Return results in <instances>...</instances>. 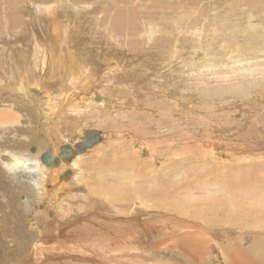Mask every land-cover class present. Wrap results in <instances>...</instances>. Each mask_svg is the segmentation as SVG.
Wrapping results in <instances>:
<instances>
[{
  "label": "rangeland",
  "instance_id": "1",
  "mask_svg": "<svg viewBox=\"0 0 264 264\" xmlns=\"http://www.w3.org/2000/svg\"><path fill=\"white\" fill-rule=\"evenodd\" d=\"M54 1L55 3H64L63 6L60 5L58 7L62 9L59 10L55 6H51V4H53V0H46L45 2L24 0V6L22 7V10L27 14L25 15L26 18L28 16L29 18L32 16L31 18L36 21L38 17L31 14V11H29L28 13L31 3L39 4L41 6H51L54 12L51 10L53 13L50 11L48 13L49 16L55 18L56 20L59 19L62 22L63 26L65 27L67 36L68 34H70L71 36L77 37L73 39V42H71V44L69 43L66 47H75L74 49L77 53L78 63H84V66L90 68V76L81 85L85 86V84H88V87L90 88L96 87L98 85V87H96V91H98V94H96V91H88L90 96L89 99H92L94 103L95 99L97 100V98L100 102V96L103 94L108 98L112 97V92L103 91L104 89H106V87H113L110 82L112 81V77L111 79L110 77H108L109 79H107V77L104 78V81L102 80L104 83H100L98 81V79H100L99 74L105 75L107 74L108 70L111 71L108 72V75L113 76L114 74L120 72L123 77L128 78L127 74H129V76L135 78L136 83H141V85H137L136 87L141 93V96L148 97V99L144 102L145 108L141 110L140 108L134 106V100L137 99V97L139 98V100L142 99L144 101L142 97L137 96L136 91L132 92V95L127 96L128 92L131 91L129 87H125V91H121L122 88H120V86L114 89L113 92L119 96V98L117 99L118 106L111 107L110 114H101L104 116L107 115L108 117L106 121L99 122L101 125H98L97 122H92L88 125L93 126V124H95L93 128H87L84 130V132L90 130L99 132L101 134L102 141L96 144L94 148L82 154L83 157L80 158L81 160H77V162L79 161L77 164V180L79 187H71L72 191L73 188L74 191H79L78 188H81L79 181L83 178L84 175L87 178V182L89 183L94 181L95 179L93 180V178L95 177H100L103 181H107L108 183L117 178V182L121 183V180H125L128 182L129 188H134L138 183L137 181L140 182V180L132 174V161L129 159L128 161L125 159V157H123V152L125 150L130 154H133V152H138V160H143L142 164H144L145 167L140 168V170H142V173L137 175L138 177L152 172L153 168L155 169V172H162L161 170H164L166 167H171V165H173L171 171L172 175H170V178L160 181V179H162V174H159L158 178L160 179L157 183H163L167 186L173 184L176 189L184 188L188 193H190L193 200H199L197 193L202 192L204 194V192L202 190L196 191L195 187L197 186V183H199L198 181L202 179V176L204 172H206L207 168L205 167L206 161L203 162L201 159L190 158L192 156H198L199 158L200 156L198 154H192L193 148H201L202 146L201 143H197V139H200L203 142L209 141L213 145H217L218 150H216V152L210 157H206V160L208 162V165H216L217 167L222 166V168L224 169L222 177H227L228 180H232L230 171L238 168L240 170H243L242 173L246 172L248 174L252 171L254 165H262L259 167L260 169L257 171V175L264 176V75L260 78L256 75L247 79H243L242 75L237 76L239 75L238 72H245L246 74H250L256 70H262L264 72V42H261V44H257L258 38L264 39V33L260 32V30L258 29L260 28L264 30V16H260L261 18L258 19L255 15V9L258 6L257 3L262 2V0H160L159 4L155 3L156 5H154L150 0L149 2L144 3H142L141 1L137 3L138 1L136 0H77V2L76 0ZM8 2L9 0H4V2L0 4V9L4 11L5 7L8 6ZM131 5H133V7L137 6L143 9V15H145L147 19H140L139 10L138 16L136 18L139 21V24L137 26L124 28L112 27L113 24L108 19L114 15L115 10L118 9L116 7H130ZM85 7H90L91 10L89 8L88 9L90 11L84 9L83 15H80V13L77 14L80 17L75 15L73 16L72 11L77 12V8L81 10ZM74 22H76V24ZM82 23L86 25L88 29L83 28L84 25ZM254 23L257 25H254ZM44 24L45 23L43 21L37 23V28H43ZM32 29L34 30V33L31 31V34L33 36L34 34L37 35L35 31V25H32ZM82 31L85 32V35L82 33ZM129 31H132V34H130ZM26 33H28L27 39H29L31 37L29 35V28L26 30ZM78 37H81L80 39L82 41H79ZM27 39L26 42L25 39H23V41H20L14 46L17 51L18 48H20L19 54L22 55L23 59L25 57L26 59L28 58L27 53L24 52L26 45L28 44ZM41 39L43 38H40V40ZM38 40L39 39H37V41ZM41 41L43 42L46 40ZM159 42L165 44V46L169 49L163 54V56L169 53L177 56L175 58L177 65L172 70L165 71L170 78L174 76L177 77V79L173 83L170 82V78H167V81L166 77L163 74L156 76H152L150 74L152 71H157L166 63H159L157 60H154L156 59L154 55L159 46ZM246 45H250L251 47L253 45L257 46L258 50L255 49V47L253 49L257 50V52L254 54L253 51L249 52V54L253 53L252 56L260 57L261 59L252 63V60H250L248 56V58L242 57L244 58L243 63L238 62V55H235L236 50H242L243 53L247 54V52L244 50ZM22 46L24 48H22ZM47 46H49V43L47 44ZM90 46H96L97 48H92L91 51ZM103 47L105 48V50H108V52L111 53L110 56H107V60H105V55L101 52ZM116 47L119 48V50ZM166 47H164L165 50H167ZM2 49H4V46L0 44V52L4 51ZM129 49H131V52H129ZM122 50L127 52L129 55L122 53ZM54 51V47L51 46L50 52ZM16 53L18 54V52ZM132 53L134 55L137 53L147 54L150 58V61H142L143 57L142 55H140L136 57L138 59V66L136 68L135 65L130 66L132 60L134 61L136 59L132 57ZM112 54H114V57ZM234 55L235 58L233 57ZM15 56L16 59H19L18 55L15 54ZM106 61H109L110 63L114 61L112 66H109L110 64L107 63L109 66L106 69L107 71L103 68L106 67V65H103L106 63ZM117 67L119 68L116 69ZM97 71H100L101 73ZM113 71L116 72L112 73ZM186 75H189L196 84L199 83L200 86L205 87V90H196L191 86L188 87V90L183 92H178L177 90H175L174 84L182 81V79L184 80V78H186ZM91 77H93V79L89 82ZM147 78H149V80H153V82L148 83L146 81ZM207 78H210L208 82ZM217 79L220 81H217ZM212 80L217 82H212ZM160 81L164 82L163 85L160 84L161 86L159 85ZM224 81H227V83ZM128 82H132V80H128ZM38 86L39 85L34 87L33 85H30L28 91H30L31 93L36 92V94L34 95L36 98L38 97L39 100L40 98L45 99L47 97V94H45L46 92H44L41 86ZM155 91L159 93H156ZM70 92L73 91H69V94L65 96V102L67 100L69 103L71 100L75 99V96L73 97ZM169 95H171L172 97L167 98V96ZM149 97L151 101L164 99L163 106L166 108L165 112H163L165 115L164 118H160L161 113H159L157 116L154 110L150 109L151 101H149ZM166 98L170 102L165 101ZM89 99L85 100L84 102H88ZM175 103H179L182 107L175 109ZM136 108L137 110L139 109L140 112H136ZM65 110L69 111V107H66L62 111L64 112ZM105 110L106 108L104 107L103 111ZM46 112L47 108L43 110L44 114H46ZM141 112L147 115L148 118L135 119L133 117L135 114L141 115ZM128 113L131 114V116ZM169 117L174 121L180 122V124L178 125L180 128L179 133L182 135H180L179 139V133L176 135H172V139L170 140L168 139V137H166L171 131V123L172 125L174 124V122H171ZM251 118L254 119V122L256 124L255 128L259 132V136L263 137V140L262 137L261 139H259L258 136H254L250 140H247V138L245 137H240L242 136V133H246L245 128H247L248 126L254 127V124L250 121ZM256 118L259 119L257 120ZM94 127H97L98 129ZM158 131L164 133L161 134ZM75 132L77 133V131ZM152 132H156V135L158 136L157 138H160L162 143L154 146L152 145V148H155L154 153L151 150L152 154L154 155L151 156V158L148 154L146 156L144 152H142V147L139 146L137 137L140 140L142 139L145 141L147 139L148 141L154 143L155 141L153 140L154 138L151 134ZM193 134L198 135L191 140L190 136H192ZM43 139L40 140L39 144H42V146H46ZM183 139H190L191 141H187L189 143L183 141V143L177 144L176 147L172 148L174 153H166L165 149H167V147H165V145L168 144L169 141H179ZM246 140L250 143L253 142L251 146L252 148L250 147L251 149H242L240 157L243 156V159H241L237 163L231 162L230 158L225 155L226 152L224 151V146L222 147V144L230 143L234 146V148L240 149L242 147L245 148V143H247L245 142ZM68 141L63 140L65 144ZM22 143L26 144L24 140L22 141ZM48 144L50 145L51 142H48ZM50 146L52 147L53 144H51ZM4 147H6L4 144L0 145V155L5 153L1 151V149H3ZM33 147H35L34 144L24 149H26V152L31 155L29 153V149L31 150V148ZM95 148L98 149L94 151ZM179 148L185 150V156L181 155ZM15 149L18 148L15 147L14 150ZM186 149H189L190 153L187 152ZM43 150L46 149L44 148ZM90 151L92 152L87 160H91H89L88 166L93 165V168L89 170L90 172L86 171L83 175L81 172V167L83 166L82 162L84 158L86 159ZM245 151L248 153H245ZM44 152L45 151L40 152L39 156H41ZM233 152L234 151H230L227 154L235 160L237 156L236 154L239 152V150L236 154H233ZM249 153L252 156H250ZM254 154H257L258 156H255ZM91 155H93L94 157H92ZM175 156H177L178 158ZM254 156L257 157L254 160L250 161L247 159L248 157L252 158ZM100 157H107L104 164L101 162L97 163V159ZM174 157L176 158L175 160L178 161H175ZM166 158H168L167 160H171V162L169 161V165L165 168H162L165 165V163L162 164L163 160ZM121 159H123V162L120 164ZM211 159L213 160L211 161ZM100 166H102L103 168H100ZM176 168L180 170L177 172V174H175V172L177 171ZM153 172L152 174H155ZM21 175L24 178L20 179L19 186L23 182H29L28 186L24 190L22 189L24 192L20 191L19 193L18 191L16 194H14L11 190L17 188V186L9 178V175L5 173V169L2 168V166L0 168V226H4L6 231V234L2 235L0 232V251L2 255L5 256L7 253L14 254L15 252H22L20 255H18L19 258L17 259L23 261V263H27L28 260L27 264H97L96 260L99 259L100 256H103L101 247L99 251L97 248H94L92 245H90L91 247H93V252L87 249L85 246L83 247L77 244L74 245L67 242V238H62L64 239L63 243H65L61 245L63 248L56 249V243L53 242L52 244H50L45 238L49 233L43 234L42 236H40V239L33 234L32 229H34V226H31L29 223L30 221L36 219L34 216L39 212L41 213L43 211V207L47 210L48 214L52 211L54 213L52 215L53 217H59L61 215V212L65 216L66 206H70L71 202L69 200L61 205L64 202L65 198L68 196H65V198H63L61 201L56 198L60 201V203H58L59 201L55 202V197L53 196V194L50 191L48 192L46 190H49V186L45 188L44 193L41 190V188L44 187V184L40 187L37 184L35 185L34 183H32V181H29L28 177L23 173H21ZM199 177L201 178L199 179ZM33 179L37 180L38 175L34 174ZM129 179H132V181H130ZM186 180L190 181L193 185L188 184ZM238 180H240V178ZM2 182L5 183L6 187L10 186V189L1 185ZM206 187L208 189V186ZM238 189H241V187H231L233 196L237 201L239 200V193L237 192ZM247 189H250V187ZM185 192H183V194ZM50 193L51 195L49 196ZM241 194L244 197H241L242 195L240 196V202L244 200L243 203L246 202V204L248 205V207H242L244 211L250 212L251 210V212L249 213L251 215L252 212L256 213L255 209H257V211H261V214H264V204H260L262 208L259 207V209L253 203V200L250 197L252 196L251 194L250 196H248V194H246L245 192ZM27 195L30 196L32 200L28 205L29 208L23 210L22 206L20 205H22V203L25 201V197H27ZM210 199L213 200L212 197H210ZM51 200L52 204L50 203ZM262 201L264 203V199ZM43 202L48 203V207H45L43 205ZM173 202L178 203L179 201L173 200ZM106 204L107 202L105 201H97L95 203V205H98V207H104ZM187 204H192L193 208L201 207L193 203H184L182 201V204L179 206L180 209L182 210V208L192 207L187 206ZM134 205H137L135 200L117 203L115 204L116 207L114 205H108L106 209L100 210L98 212V214L100 213V215H102L104 219L101 220L99 217L97 218V216H94L91 218L85 217L84 220L79 217L78 222L73 226L75 227L78 224L93 225L95 224L94 222H97L99 232L105 233L106 230H101L99 228V224L109 228L110 225L116 224L118 222L115 216L107 214L108 210L114 211L113 208L120 209L122 211H124L123 208H129V210H131V208H134ZM244 207L246 208V210L244 209ZM249 207L253 208H250L249 210ZM208 208L211 209L212 207H206L205 211L209 210ZM34 210L36 213L31 214L34 212ZM166 213L167 220L178 226H182L186 223L187 220V222L189 223H191L190 221L195 222V220H193L192 218L183 216L182 213ZM48 214L47 219H52L53 217L51 216V214L49 216ZM182 216L184 219L182 218ZM87 220H91V222L93 223ZM123 221H127V218L123 219ZM180 221L182 223L184 221L185 222L182 224L180 223ZM258 221L259 224L264 223V221H260V217L257 221L254 220L256 224H258ZM178 222L180 223V225L178 224ZM254 222H252L251 227L254 226L253 231L260 232V235H258V237L255 239H251L249 235L243 237L244 239L240 236V240L232 241L227 244H220V247L223 248L225 252H221V249H217L218 247L215 242L213 240L210 241V239L208 241H204L208 242L207 245L192 243L191 245L193 247L184 245L189 244L185 242L186 240L178 243L170 240L166 241L167 236H173V233H169L167 234V236L163 235L160 237L161 246L163 245V247H161L162 250L159 249L158 252H150V249H148V247L152 246L151 240L153 239L143 241V245H141L137 239L130 240L128 241L131 243L129 246L124 245L123 243H111L109 241V247L104 249L109 250V253L106 255L103 262L104 264H264V229H262L261 226L256 225ZM23 223L28 226L30 230L29 232L24 230ZM111 230H108V232H110ZM240 230L241 229L239 228L237 231L239 232V234L242 231ZM146 234L147 233H145V235ZM59 239H61V236ZM89 239L93 241L94 245L95 243H98L95 242L93 238ZM136 243H139L138 247ZM99 244L101 245V243ZM234 245H239L242 249L251 247L258 250L259 248H263V251H261L262 253H258L260 251L258 250V256L255 255L258 258H250L246 257L244 254L234 252ZM32 247L35 248L36 253L35 250H31ZM45 247H48L49 249L47 251H41V248ZM196 248H198L199 250H196ZM34 254H36L34 256V258L36 259V263H30L32 257L29 258L30 256L27 255ZM259 254H261L262 256H260ZM39 255H42L44 257V262H39Z\"/></svg>",
  "mask_w": 264,
  "mask_h": 264
},
{
  "label": "bare ground",
  "instance_id": "2",
  "mask_svg": "<svg viewBox=\"0 0 264 264\" xmlns=\"http://www.w3.org/2000/svg\"><path fill=\"white\" fill-rule=\"evenodd\" d=\"M23 1L24 0H9L7 6L8 9L7 7H5L4 11L0 9V44L4 46V49H2L4 51L0 52V145L4 144L6 146L3 149H1V151L5 153L0 155V168L2 166V168L5 169V173L9 175V178L17 186V188L11 190L14 194H16L18 191L19 193L20 191L24 192L23 190L28 186L29 182L28 183L23 182L19 186L20 179L24 178L21 175V173H23L25 176L28 177V180L32 181V183H34L35 185L37 184L38 186L41 187L44 184V187L41 188V190L44 193H45V188L49 186V190L48 189L46 190L48 192L50 191L53 194V196L55 197L54 198L55 202H58L59 200L61 201L63 198H65V196L68 197L65 198L64 202L61 205H63L65 202L69 200L71 202L70 206L69 205L66 206L65 216L61 212V215L63 216L60 215L59 217L57 216L53 217L52 215L54 213L51 211L48 214L47 210L43 207L42 208L43 211L41 213L39 212L38 214H36L34 216L36 219L30 221L29 223L31 226H34V229H32L33 234L40 239L41 238L40 236L49 233L45 238L47 239V242L50 244L55 242L57 246L55 245L53 246H55L56 249L63 248L61 245L65 243H63L64 239L62 238H67V242L72 243L74 245L77 244L83 247L85 246L87 249L93 252H94L93 247L97 248L98 250L101 247L103 256H100L99 259L96 260L97 264H104L103 260L105 259L106 255L109 253V250H104V249L109 247V241L111 243H123L124 245L129 246L131 243L128 241L130 240L137 239L138 242L141 245H143V241L145 240L147 241L148 239H153L151 240L152 246L148 247V249H150L149 250L150 252H158L159 249L163 247V245L161 246L160 237L163 235L167 236V234L169 233H173V236L171 237L167 236L166 241L170 240L175 243H178L186 240L185 242L189 244H184V245L193 247L191 245L192 243L207 245L208 242H204V241L205 240L208 241L210 239V241L213 240L215 242V244L218 247L217 249H221L222 250L221 252H225V250L220 247V244H227L232 241L240 240V236L243 238L246 235H249L251 239L257 238L258 235H260V232L253 231L254 226L251 227L252 222H254V220L257 221L259 217H260V221L263 222L264 214H261V211L259 210L257 211V209H255L256 213L252 212L253 216L252 214L250 215L249 214L251 212L250 208L253 207H249L250 212L244 211L242 207L243 206L248 207V205L246 204V202L243 203L244 200L240 202V198L244 197L241 193L245 192L246 194H248V196H250V194L252 195L250 197L253 200V203L255 204L256 207L259 208L261 207L262 204H264L262 201L264 199V176L257 175V171L260 169L259 167L262 165L260 166L254 165V168L248 174L246 172L242 173L243 170L236 168L235 170L230 171V174L232 175V180H228L227 177L226 178L222 177L224 170L222 166L217 167L216 165L215 166L208 165L206 157H210L212 154L216 152V150H218L217 145H213L209 141L203 142L202 140L197 139V143L199 144L201 143L202 146L201 148H193L192 154H198L200 156L199 158L198 156L190 157V158L201 159L203 162L206 161L205 167L207 168V170L206 172H204L202 179H200L201 177H199L200 179L198 181L199 183H197V186L195 187L196 191L202 190L204 192V194L202 192L197 193L199 200L197 199L196 201L193 200L190 193H188L184 188L176 189L173 184L167 186L163 183H157L158 180L160 179L158 178L159 174H162V179H160V181L164 179H168L170 178V175H172L171 171L173 165H171V167L168 166L169 161L171 162V160H167L168 158L163 160L162 164L165 163V165L162 168L168 166L164 169L165 171L161 170L162 172L165 173L158 171L155 172V169L153 168L152 172L154 171L153 173H155L156 175L150 172L138 177L137 175L142 173V170H140V168L145 167V165L142 164L143 160H138L137 158L139 156V155L137 156L138 152H133V154L132 153L130 154L125 150L123 152L124 156L123 155L122 156L125 157L126 160L129 159L132 161L131 170L133 172L132 171L131 172L133 176L137 177L140 180V182L137 181L138 183L134 188L133 187L129 188L128 182L125 180L123 181L121 180V183L117 182L118 180L117 178L111 181L110 183H108L107 181H103L102 178L100 177L93 178V180L94 179L95 180L90 183L87 182V178L85 177L84 173L86 171L90 172L89 170L93 168V165L88 166V162L89 160H91V159L87 160V158L90 156L92 152L90 151L86 159L85 158L83 159L82 162L83 166L81 167L82 170L80 169L82 174L84 175L83 178L80 179L79 181L81 188H78L79 189L78 192L77 190L74 191V188L73 191L71 190V187L73 186H76V188L79 187L77 180V176H78L77 164L79 161L77 162V160L83 157L82 154L94 148L96 144L102 141L101 134L97 131L90 130L89 132L92 133L90 135V139H88V142L89 141L92 142L90 147L89 148L84 147V149L80 152L76 151V148H78L79 144L83 145V141L87 139L85 133L86 131L84 132V130L87 128L88 129L93 128V126L95 125L93 124V126H90L88 124L92 122H97V124L99 125L100 124L99 122L106 121V119L108 118L107 115L104 116L101 114L102 113L110 114L111 107L118 106L117 99L119 98V96L113 92L114 89L120 86V88H122L121 91L123 90L125 91V87H129L131 91L128 92L127 96L132 95V92L136 91L137 96L142 97L144 101L142 99L139 100V98L137 97V99L134 100V106L140 108L141 110L145 108L144 102L148 99V97L141 96V93L136 88L137 85H141V83L140 82L136 83L135 82L136 79L129 76V74H127L128 78L123 77L120 72L114 74L115 76L108 75V72L111 71L110 70L107 71L106 69L109 66H112L114 61L112 63L106 61V63L103 64L106 65V67L103 68L107 71V74L105 75L99 74V78L101 80L98 79V81L102 83L104 81V78L107 77V79H109L108 77H110L111 79L112 77V81L110 82L113 87L110 88L106 87V89H104L103 91L112 92L113 95H111L112 96L111 98H108L103 94L100 96L101 97L100 102L98 101L97 98V100L95 99L96 102L94 101L93 103V100L89 99L90 96L88 91L90 92L96 91V87H98V85L92 88L88 87V84L87 85L85 84V86L81 85L90 76L91 73L90 68L84 66V63H78L77 53L75 52L76 50L74 49L75 47H70V46L69 48L66 47L69 43L71 44V42H73L72 41L73 39L77 37L71 36L70 34H68L67 36L65 27L63 26L62 22L59 19L56 20L55 18L50 17L48 14L52 10L51 6H55L56 8H58L60 5L63 6L64 3L63 4L60 2L55 3L54 0L51 6H43V5L41 6L39 4L31 3L28 13L29 11H31V14L38 17L37 20L34 21V19L31 18L32 16L30 18L29 16L27 18L25 17V15L27 14L24 13V11L22 10V7L24 6ZM33 1L45 2L46 0H33ZM78 1H86V0H78ZM136 1H138L137 3H139L140 1L142 3L149 2V0H136ZM150 1L153 2L154 5L160 3V0H150ZM3 2L4 0H0V4H2ZM257 4L258 6L255 9V13H256L255 15L258 19H260L261 18L260 16H264V0H262V2H258ZM133 5H131L130 7H126V6L116 7L118 9H116L114 15L108 19L113 24L112 27L124 28V27L137 26L139 24V21L136 18L138 16L139 10H140V15H139L140 19L142 20L147 19V17L143 15V9L137 6L133 7ZM88 8L90 9V7L87 8L85 7L82 8L81 10L77 8V12L72 11V14L73 16L74 15L78 16L77 15L78 13H80V15H83L84 9L88 11L91 10V9L89 10ZM58 9L60 10L62 8H58ZM41 21H43L45 24L43 28L40 29L37 28L38 27L37 23H40ZM74 23L76 24V22ZM32 25H35L36 28L35 31L37 35L34 34L33 36L31 34V31L34 33V30L32 29ZM254 25L257 24L254 23ZM28 28H29V35L31 36L29 39H27L28 33H26V30ZM83 28H87V26L84 25ZM258 29L260 30V32L264 33L263 29L260 28ZM82 33L85 35V32L82 31ZM129 33L132 34V31H129ZM40 38H43L41 40H46V41L42 42ZM80 38L78 37L79 41H82ZM23 39H25V42L27 39V43H28L26 45L25 51L23 49V51L27 53L28 60L26 59V57L23 59L22 55L19 54L20 48H18V51L17 49L14 48V46L18 44L20 41H23ZM37 39L39 40L37 41ZM261 42H264V39L258 38L257 44H261ZM48 43L49 46H47ZM51 46L54 47L55 49L54 52H50ZM164 47H166L165 44L159 42V46L157 48V51H155V55H154L156 59L154 60H157L159 63L166 62L165 65L160 67L157 71H152L150 74L152 76L163 74L167 79L170 77L165 71H170L177 65L175 60L177 56H175L172 53L163 56V54L169 50L167 47H166L167 50H165ZM254 47L255 49L258 50L257 46L253 45L251 47L250 45H246L244 50L247 52V54L243 53L242 50L241 51L236 50L235 55H238V62L243 63L244 58L246 57L248 58V56L250 60H252V63L256 62L257 60H260L261 59L260 57L252 56L253 53L255 54L257 52V50H253ZM22 48L24 47L22 46ZM71 48L73 49V51ZM92 48L95 49L97 47L90 46L91 51ZM117 49L119 50V48ZM16 52H18V54ZM101 52L105 55L106 58L105 60L108 59L107 56L111 55V53H109L108 50H105L104 47L102 48ZM121 52L124 54H128L123 50ZM129 52H131V49H129ZM249 52H253V53L249 54ZM15 54L19 56V59L15 58L16 57ZM112 55L114 57V54ZM140 55H142L143 57L142 61H150V58L147 54L137 53L134 55L132 53L133 58H136ZM235 55L233 56L234 58ZM135 60L134 61L132 60L130 66L135 65L136 68L138 66V59L136 61ZM107 63H109L110 65L108 66ZM118 68L119 67H117L116 69ZM115 72L113 71L112 73ZM238 74L239 75L237 76L242 75L243 79H247L249 77H253L256 75L260 78L261 76L264 75V72L262 70L260 71L256 70L250 74H246L245 72L244 73L238 72ZM185 77L186 78H184V80L182 79V81L174 84L175 90H177L178 92H183L188 90V87L190 86L196 90H205V87L200 86L199 83L196 84L190 78L189 75H186ZM92 79L93 77L90 78L89 82L92 81ZM170 79H171L170 82L173 83L177 79V77L174 76ZM209 79L210 78H207V82L209 81ZM128 80H132V82H128ZM146 81L148 83L153 82V80H149V78H147ZM217 81L220 80L217 79ZM217 81L212 80V82H217ZM224 82L227 83V81ZM160 84L163 85L164 82L160 81L159 85ZM30 85L31 86L33 85L34 87H36L37 85H39L38 87L41 86L44 92H46L45 94H47V97L45 99L40 98V100L38 99V97L36 98L34 95L36 94V92L31 93L30 91H28ZM69 91H73L70 93L72 94L73 97L75 96V99L71 100L68 103V101L66 100L65 102L64 99L65 96L69 94ZM96 94H98V91H96ZM150 97H149V101H151ZM168 97H172V96L169 95L167 96V98ZM167 98L165 99V101L170 102L168 101ZM87 99H89L88 102H84ZM163 100L164 99L161 100L158 99L150 102V109H153L154 112L157 114V116L159 113H161V117H160L161 119L165 117L163 112H165L166 110V108L163 106L164 105ZM175 104H176L175 109L182 107L179 103H175ZM66 107H69V111L65 110L63 112L62 110L65 109ZM104 107L106 108L105 111H103ZM45 108H47L46 114L43 113V110ZM136 112H140V110L139 109L137 110L136 108ZM129 115L131 116V114ZM133 117L135 119L148 118L147 115H145L143 112H141V115L135 114ZM169 119L171 120V122H174L173 125L171 123L170 125L171 131L166 136L170 140L172 139V135H176L180 132V128L178 126L180 122L174 121L170 117ZM256 119L258 120L259 118ZM250 121L251 123L254 124V127L248 126L247 128H245L246 133H242V136L240 137H245L247 138V140H250L254 136H258V138L261 139L262 136L261 137L259 136V132L255 128L256 124L254 122V119L251 118ZM75 131H77V133ZM151 134L154 138L153 139L155 141L154 143L148 141L146 138H145L146 139L145 142L144 140L142 139L140 140L137 137L139 146L142 147L141 148L142 152H144L146 156L148 154L149 157L154 156L152 154V151L154 153L155 147L152 148V145L154 146L162 143L160 138H157L158 136L156 135V132H152ZM180 135L182 134L180 133L178 134V139ZM197 135L198 134H193L192 136H190L191 140ZM22 138L24 142H26V144L22 143L23 141ZM41 139L44 140V144L46 146H42V144H39ZM63 140L66 141L69 140V141L65 144ZM191 140L183 139L179 141L178 140L169 141L168 144L165 145V147H167V149H165L166 153L170 154L171 152H173L172 148L176 147L177 144H181L183 143V141L189 143ZM247 140L245 142H247ZM47 141L51 142L53 146L51 147L50 146L51 144L49 145ZM252 143L247 142L245 143V148L242 147L240 149L234 148V146L230 143L229 144L223 143L222 147L224 146V151L226 152L225 155L230 158V161L237 163L238 161L243 159L242 158L243 156L240 157L242 149L250 148L252 146ZM32 144L35 145V147L33 148H35L36 150L32 152L29 149V153L31 154L29 155L26 152L27 150L24 148H27ZM62 145L68 146L70 150L67 154H65L68 160L67 162H61V164L56 167L55 164L56 159H55L54 168H47L40 163L39 161L40 152L46 151L48 150L47 148H49L52 154H54V158H55L57 156L56 153H58V149H60ZM15 147L18 149L14 150ZM44 148L46 150H43ZM97 149L98 148H95L94 151ZM179 150L181 155L183 156L186 155L185 150L181 148H179ZM238 150L239 152L237 153ZM186 151L190 153L189 149H186ZM230 151H234L233 154L237 153L235 160L231 158L230 155L227 154ZM245 153L248 152L245 151ZM254 155L258 156L257 154ZM91 156L94 157L93 155ZM255 156L252 158L248 157L247 159L250 161L254 160L257 158ZM175 157L174 160L176 159ZM106 158L105 157L98 158L97 163L101 162L104 164L106 162L105 161ZM212 160L213 159H211V161ZM122 162L123 159L120 160V164ZM100 168L103 167L100 166ZM176 169L177 171L175 172V174H177V172L180 171L178 168ZM65 170L68 171L67 179H58V176ZM34 174L38 175L37 180L33 179ZM236 178L238 179L240 178V180ZM130 181H132V179ZM186 182L190 185H193L188 180H186ZM1 185L6 187L4 182H2ZM206 186H208L209 190L207 189ZM231 187L232 188L241 187V189L237 190V192L239 193L238 201L234 198L233 192L231 191ZM249 187L250 189H247ZM6 188L10 189V186ZM183 192L185 193L183 194ZM51 193L49 194V196L51 195ZM210 197H212L213 200H211ZM56 198H58L59 200H57ZM31 200L32 199L30 198V196L27 195V197H25V201L22 203V205H20L22 206L23 210L29 208L28 205L30 204ZM131 200H135L137 203V205H134V208H131V210H129V208L127 209L123 208L124 211H122L120 209H115L111 206L114 211L108 210L107 214L115 216L118 222L116 224L110 225L109 228L99 224V228L101 230H106L105 233L99 232L97 222H94L95 224L93 225L78 224L75 227L73 226L78 222L79 217L85 220V217L91 218L97 216V218L99 217L102 220L104 219V217L100 215V213L98 214L100 210L106 209L108 205L115 206V204L117 203L120 202L122 203ZM173 200H177L179 202L176 203L173 202ZM60 201L58 203H60ZM97 201H105L107 202V204L104 207H98V205H95ZM182 201L184 203L185 202L193 203L201 207L193 208L192 204H187V206H192V207L182 208L181 210L179 206L182 204ZM44 202H43L44 206L48 207V203H44ZM50 203L52 204V200L50 201ZM206 207H210V208L212 207V208L211 209L208 208L209 210L205 211ZM245 207L244 209L246 210ZM91 212H95V213H91ZM166 212H172L177 214L182 213L183 216L192 218L193 220H195L196 223L194 221H190L191 223H189L187 222L188 221L187 220L185 224H183L185 221L183 223L180 221V223L183 224L182 226L175 225L167 220ZM35 213L36 212L34 210V212L31 214H35ZM47 214L48 216L51 214L53 218L47 219ZM125 218H127V221H123V219ZM87 221L91 222V220H87ZM180 223L178 222L179 225ZM256 225H259L261 226L262 229H264V223L259 224L258 221V224ZM23 227L25 231L27 232L30 231L26 224H24ZM239 228L242 230V231L240 230L241 231L240 234L239 232H237ZM108 230L111 231L108 232ZM0 232L1 235L6 234L4 226H0ZM145 233L147 234L145 235ZM60 236L61 239H59ZM89 238H93L94 241L98 243H95L94 245L93 241ZM99 243H101V245ZM139 243H136L137 247ZM90 245H92L93 247H91ZM234 248H235L234 252L244 254L246 257H250V258L257 257L258 253L263 251V248L262 249L259 248L258 249L260 250L259 252L256 248H251V247L242 249L239 245H234ZM32 249L35 250V248L33 247L31 248V250ZM48 249H49L48 247L41 248V251H47ZM196 250L199 249L196 248ZM21 253L22 252H15L14 254L7 253L5 256H3L0 251V259H1L0 264H15V262L16 264H27L28 260L27 263L26 262L23 263V261L17 259L19 258L18 255H20ZM35 255L36 254L27 255L30 256L29 258L32 257L30 263H36V259L34 258ZM259 255L262 256L261 254ZM39 256H40L39 262H44L45 261L44 257L42 255Z\"/></svg>",
  "mask_w": 264,
  "mask_h": 264
},
{
  "label": "water",
  "instance_id": "3",
  "mask_svg": "<svg viewBox=\"0 0 264 264\" xmlns=\"http://www.w3.org/2000/svg\"><path fill=\"white\" fill-rule=\"evenodd\" d=\"M85 133H86L87 139L83 141V145L79 144L78 148L75 147L76 151L78 152L82 151L84 147L89 148L90 145L92 144L91 141L88 142V139H90V135L92 133L89 131H86ZM35 150H36L35 148H31L30 151L34 152ZM69 151L70 150L68 146L62 145L60 149H58V153H56L57 156L54 158V154H52V152L48 149L40 156L39 161L42 165H44L47 168H54L55 159H56V163H55L56 167L59 166L61 162L68 161L65 154H67ZM67 176H68V171L65 170L58 176V179H67Z\"/></svg>",
  "mask_w": 264,
  "mask_h": 264
},
{
  "label": "flooded vegetation",
  "instance_id": "4",
  "mask_svg": "<svg viewBox=\"0 0 264 264\" xmlns=\"http://www.w3.org/2000/svg\"><path fill=\"white\" fill-rule=\"evenodd\" d=\"M44 205V204H43Z\"/></svg>",
  "mask_w": 264,
  "mask_h": 264
}]
</instances>
